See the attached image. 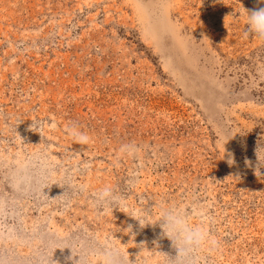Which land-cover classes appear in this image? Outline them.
<instances>
[{"label":"rangeland","instance_id":"obj_1","mask_svg":"<svg viewBox=\"0 0 264 264\" xmlns=\"http://www.w3.org/2000/svg\"><path fill=\"white\" fill-rule=\"evenodd\" d=\"M243 7L264 5L0 0V264H103L109 246L160 264L170 241L129 215L190 193L219 241L207 264H264V41ZM128 141L142 159L117 164ZM79 185L125 207L97 215Z\"/></svg>","mask_w":264,"mask_h":264},{"label":"clouds","instance_id":"obj_2","mask_svg":"<svg viewBox=\"0 0 264 264\" xmlns=\"http://www.w3.org/2000/svg\"><path fill=\"white\" fill-rule=\"evenodd\" d=\"M256 3L264 5V0H256ZM243 15L244 37L255 36L264 41V7L251 10L243 7ZM66 131L77 143L87 144L90 141V137L75 123H70ZM143 151L144 146L135 141L121 143L115 155V162L118 164L125 158L140 160ZM28 167L29 165L25 164L22 171H26ZM77 191L88 195L90 208L97 215L112 213L113 209L122 211L125 207L124 196L111 185H102L92 191H89L88 185H79ZM157 207L158 215L153 220L149 219L152 215L150 208H140L129 216L133 217L141 228L158 224L160 235L170 241L174 254L159 251L163 255L160 264H207L208 254L219 247V241L211 233L213 217L208 206L190 193L170 202L162 199ZM128 231H131V225ZM118 256V251L110 246L101 253L103 264H126ZM82 264H87V260L82 259Z\"/></svg>","mask_w":264,"mask_h":264}]
</instances>
